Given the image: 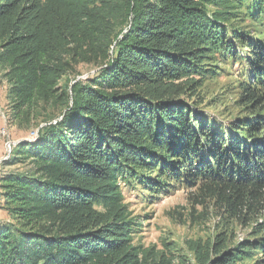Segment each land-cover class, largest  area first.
Wrapping results in <instances>:
<instances>
[{"label":"trees","instance_id":"16d2710c","mask_svg":"<svg viewBox=\"0 0 264 264\" xmlns=\"http://www.w3.org/2000/svg\"><path fill=\"white\" fill-rule=\"evenodd\" d=\"M222 62L248 115L230 124L198 111ZM0 69L5 121L36 131L0 164V264H183L135 245L125 191L183 187L240 225L263 211L264 0H0ZM184 246L195 264H264V220Z\"/></svg>","mask_w":264,"mask_h":264},{"label":"rangeland","instance_id":"374dc122","mask_svg":"<svg viewBox=\"0 0 264 264\" xmlns=\"http://www.w3.org/2000/svg\"><path fill=\"white\" fill-rule=\"evenodd\" d=\"M231 64L230 62L217 64L215 67L217 71L216 69L214 71L218 75L214 74L215 76L205 80L203 86L198 90L201 102L198 111L202 112L205 119L218 124H230L248 116L246 111L241 109L242 107L237 106L240 101L237 100L236 81L238 79L236 75L240 67L239 65L231 66ZM77 71L79 76L76 79H84L94 73V69L88 66H79ZM3 73L4 71L0 69V113L2 114V118L0 115V160L8 158L4 147L6 141L16 145L24 140H34L36 134L35 129L31 131L19 129L5 121L8 87ZM9 134L12 139L8 137ZM124 193L130 209L134 215L140 217L143 224L141 232L133 238L135 245L143 248L154 247L155 250L166 253L167 257L169 255L164 249V243L169 246L173 245L176 253L183 256V264H195L192 255L185 249L186 241L201 239L204 242L212 240L220 232H225L232 242L237 244L250 234L256 224H260L264 220V209L259 216L251 219L246 225L225 219L214 202L195 206L193 210V204L189 198L190 191L183 187L171 190L166 196L160 195L155 201L149 198L148 193L142 192L140 189ZM193 211L194 217L192 218L190 214ZM6 219V215L0 212V220Z\"/></svg>","mask_w":264,"mask_h":264},{"label":"built area","instance_id":"2783aa9c","mask_svg":"<svg viewBox=\"0 0 264 264\" xmlns=\"http://www.w3.org/2000/svg\"><path fill=\"white\" fill-rule=\"evenodd\" d=\"M0 115H1V118H2V114L1 113H0ZM13 146H14L13 142H10V141H6L5 142L4 147H5V151H6V157H9V155L11 153V149H12ZM6 159L4 158L3 160H0V164L2 163V161L6 160Z\"/></svg>","mask_w":264,"mask_h":264},{"label":"water","instance_id":"95a60500","mask_svg":"<svg viewBox=\"0 0 264 264\" xmlns=\"http://www.w3.org/2000/svg\"><path fill=\"white\" fill-rule=\"evenodd\" d=\"M24 141H26V140H24Z\"/></svg>","mask_w":264,"mask_h":264}]
</instances>
